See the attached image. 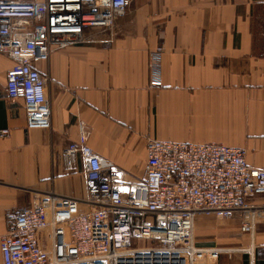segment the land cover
<instances>
[{
  "label": "crops",
  "instance_id": "obj_1",
  "mask_svg": "<svg viewBox=\"0 0 264 264\" xmlns=\"http://www.w3.org/2000/svg\"><path fill=\"white\" fill-rule=\"evenodd\" d=\"M86 36L36 64L50 77L49 129L26 128L22 100L6 96L12 61L0 53V238L9 213L35 196L85 195L81 163L67 170L62 160L79 121L88 146L128 181L144 174L147 137L243 148L264 168V0H133L111 29ZM152 52L159 87L149 84ZM230 221L240 231L241 218ZM240 244L217 264H264V223Z\"/></svg>",
  "mask_w": 264,
  "mask_h": 264
},
{
  "label": "built area",
  "instance_id": "obj_2",
  "mask_svg": "<svg viewBox=\"0 0 264 264\" xmlns=\"http://www.w3.org/2000/svg\"><path fill=\"white\" fill-rule=\"evenodd\" d=\"M132 2L0 0V53L12 61L6 96L22 100L27 129L51 127L50 77L36 64L54 46L88 41L89 29H111ZM159 60L150 54L151 87L162 86ZM78 130L62 160L67 170L81 163L85 195L35 196L9 213L3 264H217L243 249L196 245V219L240 217L250 235L264 223V168L249 165L243 148L147 137L144 174L128 181L88 146L83 121Z\"/></svg>",
  "mask_w": 264,
  "mask_h": 264
},
{
  "label": "rangeland",
  "instance_id": "obj_3",
  "mask_svg": "<svg viewBox=\"0 0 264 264\" xmlns=\"http://www.w3.org/2000/svg\"><path fill=\"white\" fill-rule=\"evenodd\" d=\"M203 219L194 225V241L199 246L238 248L241 232L234 221L217 219L214 216H201ZM230 221V222H229ZM247 249V247H244Z\"/></svg>",
  "mask_w": 264,
  "mask_h": 264
}]
</instances>
